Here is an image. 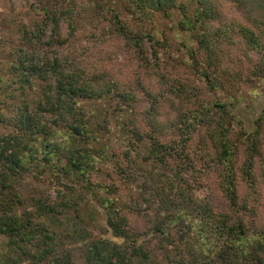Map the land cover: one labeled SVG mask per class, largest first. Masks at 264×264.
Segmentation results:
<instances>
[{
    "label": "trees",
    "instance_id": "obj_1",
    "mask_svg": "<svg viewBox=\"0 0 264 264\" xmlns=\"http://www.w3.org/2000/svg\"><path fill=\"white\" fill-rule=\"evenodd\" d=\"M48 1L42 25L67 16L68 36L44 43L24 30L3 62L0 264H264L253 196L264 107L251 131L231 111L243 86L264 81V0H123L135 27L109 6L95 32H78L68 0ZM173 12L194 45L172 51L148 29ZM103 37L117 54L103 58ZM112 134L122 150L111 182H98ZM204 186L214 193L197 198Z\"/></svg>",
    "mask_w": 264,
    "mask_h": 264
},
{
    "label": "rangeland",
    "instance_id": "obj_2",
    "mask_svg": "<svg viewBox=\"0 0 264 264\" xmlns=\"http://www.w3.org/2000/svg\"><path fill=\"white\" fill-rule=\"evenodd\" d=\"M46 0H0V108H4L2 100L4 98L6 86L9 83V75L6 73L5 67H3V62L8 54H12L15 58L18 53L20 42L23 40V32L26 30L28 35L35 39V35L41 39L42 42H51L55 40L56 42L59 38H65L69 34L68 24L70 20L65 17H58V28L52 25V22L48 21L47 25H42L41 22L43 14L41 11L42 5ZM123 0H68V3L61 2L64 8H70V11L74 13L75 16L81 19V24L78 27V32L88 29V32L94 31L93 27L98 25V20L109 18L110 13L108 7H114L120 14V18L130 25V28H134L136 21L132 20L126 9L124 8ZM50 4H45L47 7H52L53 1H48ZM221 11L228 16L229 18H236L237 15L233 11L231 5L223 3ZM180 20V16L177 12H173L171 18H164L161 15H157L153 22H148L146 25L148 29L150 26L153 28L152 33L155 35L156 39H162L164 36L167 37L169 45L172 51L179 50L182 44L194 45V41L188 32H179L177 30V22ZM84 21V22H83ZM57 31V35L54 33ZM95 32V31H94ZM36 40V39H35ZM102 44L100 48L104 51L103 58L107 56H113V52L116 53L114 48L115 39L107 40L106 38L100 39ZM98 52V51H97ZM181 51H179L180 53ZM90 53V52H89ZM88 53V54H89ZM99 53V52H98ZM183 53V52H182ZM108 54V55H107ZM93 56V57H92ZM88 57V63L92 65L97 64L99 61L96 51L94 55ZM106 64L107 69L111 71V65ZM114 64V63H113ZM97 67V65L95 66ZM113 67L117 68L118 65ZM121 66L118 68L120 69ZM113 71V70H112ZM9 92L13 91V86L8 89ZM7 92V91H6ZM17 92H14L16 94ZM31 92V96H33ZM264 81L257 82L252 85H245L241 88L240 92L236 95V101L231 106V111L237 118H239L245 129L248 131L253 130V121L261 113L264 107ZM218 97L225 102H230L222 94H218ZM144 104L138 107L142 108ZM105 104L100 102L97 104L96 112L103 110ZM106 141V140H104ZM108 150L104 155V158L100 160L102 171L95 173V179L98 182H107L110 183L108 176L106 175V170L109 171L110 176L113 177L114 164L113 156L116 153H121V145L118 144L115 135L112 134L109 137L107 143ZM120 155V154H119ZM116 180V179H115ZM118 184V183H117ZM122 187V186H120ZM208 188V187H207ZM245 189V188H244ZM259 196L253 195L259 205V211L261 215L264 216V185L258 186ZM212 189H206V186L196 189L194 191L197 198H204L212 194ZM214 193V192H213ZM53 196V193H50ZM92 205H94L92 203ZM97 206V205H95ZM97 209L99 207L97 206ZM101 216L98 217V221L101 224H104V216L102 210H100ZM98 231H94V234H97ZM7 252V240L4 236H0V253Z\"/></svg>",
    "mask_w": 264,
    "mask_h": 264
}]
</instances>
